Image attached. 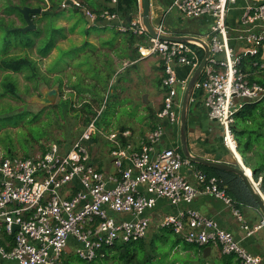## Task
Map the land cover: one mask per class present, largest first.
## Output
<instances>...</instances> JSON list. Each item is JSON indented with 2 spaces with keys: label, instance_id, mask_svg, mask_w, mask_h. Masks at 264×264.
Listing matches in <instances>:
<instances>
[{
  "label": "built area",
  "instance_id": "2783aa9c",
  "mask_svg": "<svg viewBox=\"0 0 264 264\" xmlns=\"http://www.w3.org/2000/svg\"><path fill=\"white\" fill-rule=\"evenodd\" d=\"M71 3L82 8L92 24L118 20L120 33L146 38L137 48L139 59L156 57L162 67L159 123L137 150L122 145L115 134L104 137L94 117L66 151L53 145L33 157H0V225L8 235L13 225L18 226L11 242L0 243V264H63L69 241L75 244L78 259L90 263L102 249L145 239L159 201L175 209L158 216L159 229L172 231L188 244L217 246L222 255H232L240 264H262L260 256L248 252L231 232L189 206L200 191L220 200L247 237L264 229V218L249 226L220 187V179L196 169L178 148H158L166 130L179 127L178 90L184 91L203 58L202 44L165 38L173 35L166 33L163 19L152 26L156 34L152 37L140 13L122 23L116 12L103 9L96 14ZM116 3L108 1L109 6ZM172 10L201 24V33L187 35L209 49L193 92L203 94L208 119L219 125L224 146L236 156L234 114L244 104L258 101H263L264 111V86L249 79L264 71V0H170L163 16ZM175 67L189 68L187 78H178ZM97 133L110 145L113 175L93 164L99 148L89 141ZM184 168L192 171L197 186L186 180ZM253 185L264 203V190L255 181Z\"/></svg>",
  "mask_w": 264,
  "mask_h": 264
},
{
  "label": "rangeland",
  "instance_id": "374dc122",
  "mask_svg": "<svg viewBox=\"0 0 264 264\" xmlns=\"http://www.w3.org/2000/svg\"><path fill=\"white\" fill-rule=\"evenodd\" d=\"M6 0H0V17L4 18L5 21L12 20L15 26L21 27L22 23L19 21L16 15H5L2 10V6ZM57 1V0H53ZM65 1V0H64ZM64 1L60 6H63ZM79 3H85L84 0H74ZM97 5L103 4L106 0H93ZM13 4L18 3L17 0H11ZM46 5L49 6L48 1L45 0ZM43 5V4H41ZM140 10H142L140 0ZM60 7L55 9L57 12L56 18H50L48 22L54 24V26L65 28V39L57 40V47L51 51L50 55L43 60H39L38 64L41 73L45 76V82H41L36 88H34L33 82H26L21 76H17L18 82V95L19 99L0 98V112L4 113L6 109H10L9 115L10 120H18L16 124H4V121H0V157H33L41 154V148L47 149L49 146L55 145L61 151L68 150L72 144L80 137L85 129L83 123V117L79 116L74 111H69V101L66 104H61V101L71 99L72 107L78 109L77 98L71 97V89L67 87L59 88L58 79L66 81L65 75L67 72H61V69L68 68V63L63 50L75 48L83 44L82 42L86 39L87 41L98 43L101 41H111L115 46L118 41L121 40L122 45L125 42L124 34L120 33L116 27L105 26L102 27L99 21H96L93 26H87L84 17L77 8L66 6L59 10ZM166 8V7H165ZM166 23L168 27L171 24L175 27H181L183 31H187L189 26L197 24L195 21H187L183 16L172 10L167 15ZM199 23V22H198ZM41 25V24H40ZM69 28H74L73 32H68ZM203 30L199 31L201 33ZM63 34V29L59 30V34ZM105 37H100V35ZM104 38V39H103ZM74 49V50H75ZM119 52H123V49L118 48ZM75 52V51H74ZM115 52V51H114ZM33 58H37L34 54ZM87 73L93 72L92 63L86 65ZM144 72L141 69L132 71L129 67L121 71L118 76L112 77V90L114 95L119 93V101L121 98L130 99L132 103L143 105L144 92ZM56 82V83H53ZM109 91L103 96V104L99 111H96L95 126L100 130L104 123H110L111 116L114 109L113 101H116L111 95H108ZM193 93V92H192ZM98 94V93H97ZM110 94V93H109ZM75 95V94H74ZM201 95V94H200ZM192 98V97H191ZM193 106V105H191ZM22 112L27 114L20 118L18 115ZM39 115L40 117L36 120H31L33 115ZM21 115V114H20ZM125 117L118 123L124 124ZM120 125V126H121ZM216 138L221 145L223 152L227 153L224 149L223 143H221L218 129ZM221 135V134H220ZM223 142V141H222ZM92 147H99L98 157L95 159L93 164L98 166L101 163L107 164L111 160L107 153V145L104 142L103 136L97 133L89 141ZM42 145V146H41ZM232 158V164H235V159L228 153ZM113 168V166H112ZM114 169V168H113ZM158 216L154 217L148 233L145 239L127 244L131 258L120 259L116 254V250L108 252L105 256L104 253L100 252L94 261L87 263L80 259L75 254L76 247L74 243L69 244V249L72 254L71 256L65 253L64 256L69 255L70 264H196L198 259H192L188 253L180 255L179 251L187 250L190 253H197L198 248L195 245L188 244L184 240L178 238L173 233H166V230H158ZM173 248L175 250L173 251ZM176 249H178L176 251ZM215 251L213 250V255ZM127 261V262H126ZM215 261V260H214ZM199 262V261H198ZM200 264H204L203 261Z\"/></svg>",
  "mask_w": 264,
  "mask_h": 264
},
{
  "label": "trees",
  "instance_id": "16d2710c",
  "mask_svg": "<svg viewBox=\"0 0 264 264\" xmlns=\"http://www.w3.org/2000/svg\"><path fill=\"white\" fill-rule=\"evenodd\" d=\"M17 1L18 3L13 4L11 0H6L2 6V10L7 16L12 14L16 15L22 23L21 27L15 26L10 19L5 21L4 18L0 17V98L15 100L19 99L16 77L21 76L26 82H33L34 88L41 82H45L46 78L40 71L38 61L46 59L50 55L51 51L57 47L56 43L58 39H65V28L61 27L63 29V34H59L61 28L48 22L50 18H56L57 12H55V9L62 4L63 0H47L49 6L46 5L47 3L45 0ZM84 1V5L96 14H99L103 9L116 12L122 23H127L130 18L135 16L140 7V0L139 3L138 0H117L116 6L113 8L108 4H103L98 5L100 7L102 6V9L97 10L95 1ZM106 1L108 2L109 0ZM80 4L83 5V3ZM23 7L38 8L41 10L40 13L29 14L34 28L26 32L20 30V28L26 26L22 15L18 11V9ZM73 30L74 28H69L68 32L71 33ZM122 34L125 36V42L123 44L130 46L132 54H138L137 48L139 45L145 44L146 38L129 32ZM116 41L118 42L114 44H117V47L116 45L113 46L111 41L100 42L101 48L105 49L106 53L94 47L89 42H83V44L77 46L76 49L70 48L63 50L65 59L72 63L67 64L70 71H66V69L63 68L61 69V72H67L65 75V83L62 78L58 79L56 82H58L59 88L67 87L71 89V93L73 94L71 97L78 99V109L72 107L71 99L61 101V104H66V102L69 101V111H74L79 116H82L85 126L96 116V111H99L102 107L103 96L108 91L110 93H108V95H111L113 98L115 97L114 93L111 91V87H109V82L114 72V65L111 60H109L108 51L111 52L116 50V53L119 54L118 48L121 47L122 43L119 39L113 42ZM34 54L37 55V58H33ZM90 63H92L93 72L89 74L86 71V65H90ZM249 79L264 86V71H258L256 74L250 75ZM199 95L200 91H194L192 94L193 100L197 99ZM114 102L115 101H113V104L115 105ZM6 110L7 111L4 113L0 112V121H4L3 125L16 124L18 120H10L8 112L10 109ZM20 114L14 116L23 118L27 113L22 112ZM39 117V115L35 114L29 121L36 120ZM108 124L109 123H104L105 129H108ZM231 131L236 143V152L241 157L243 164L253 172V180L255 182L260 180L259 186L264 190L263 101L244 104L243 107L234 114ZM45 150L46 149L42 147L41 154H43ZM178 151L181 153L180 148H178ZM24 158H28V156ZM193 166L208 176H214L220 179V187L225 190L226 195L233 201L237 208L249 205L257 209L256 202L237 175L198 164H193ZM167 232L173 233L170 230ZM11 239V235H6L3 231L0 232V243L4 244L3 241H11ZM113 249L116 250V254L120 259L132 257L129 253L130 251L127 244L115 246ZM101 252L107 256L109 249H102ZM226 257V259L230 260L234 256L231 255ZM66 264L70 263L67 262Z\"/></svg>",
  "mask_w": 264,
  "mask_h": 264
},
{
  "label": "crops",
  "instance_id": "0c3cea01",
  "mask_svg": "<svg viewBox=\"0 0 264 264\" xmlns=\"http://www.w3.org/2000/svg\"><path fill=\"white\" fill-rule=\"evenodd\" d=\"M72 1L74 0H65L63 4L67 3L66 6H70L74 8L75 6L69 5V3L71 4ZM169 3L170 0H149L151 26L154 27L155 25L158 24L160 20L163 19L162 20L163 26L165 28L166 33L168 35H173V36L197 35L199 31L202 30L200 22L199 23L197 22L196 26L190 25L187 31H183L181 27H177V26L174 27L172 24L170 27H168V24L166 23L168 14L166 16L163 15ZM103 4H108V2L104 1ZM103 4H98V5H103ZM83 6L87 8V6H85L84 4ZM101 7L98 6L99 9H102ZM110 7L113 8L114 6H110ZM77 9H79L78 11L81 12V15L85 19L86 17L83 13L82 8H77ZM139 13L141 15L140 9H138L137 14L130 19L135 18ZM85 22L87 26H89V24L91 23L87 21ZM93 24L91 23V26H93ZM102 36L105 37V35L101 34L100 37ZM83 42H89L94 47L106 53V50L101 48V43L99 41L98 43L96 42L94 43L91 41H87L85 39ZM117 46L118 45L116 44V47ZM120 48L124 50L123 52H119V54L116 53V50L115 52L108 51L109 60H111V62L114 65V72L112 74V77L118 76L119 73L125 70V68L127 67H129L132 71H136L137 69L143 70L144 78L143 77L142 78L144 80V92H145V96L142 95L143 105L132 103L130 99L127 100L126 98H121L122 100L119 101V96L122 94V92H120L121 90L119 91L120 88H118V92L114 97L116 101L114 102L115 105L110 123L108 124V129H105V126L103 124L100 130L99 129L98 130L104 133V137L106 134H115L117 140H119V142L122 145L128 144L132 147V149L137 150L139 149L141 145V141L144 139L145 135L153 128H155L159 123L157 114L161 108L162 97L164 93L161 85L162 67L159 59H157L156 57L139 59V54L137 53L132 54L129 45L125 44L124 48L123 45H121ZM189 71L190 70L187 67H175V73L177 77L180 79L187 78V76L189 75ZM254 74L256 73H253V75ZM112 77L109 82V87L110 86L112 87V83H111ZM111 91L113 92L112 88ZM119 93L121 94L118 95ZM182 93L183 92L181 90H178V98L180 99V102H181ZM200 94L201 95H199V97L195 100H193V98H190L187 109L186 142L189 153L193 156L200 157L206 160L225 163V164H232V158L228 155L229 153L235 159L236 161L235 163H237L238 161L242 162L241 157L237 152H236V156H234L225 146L223 148L226 149L227 153L223 152V149L219 144V142L217 141L218 139L216 138L217 135L216 130L218 129L219 136H221L220 137L221 143H223L220 127L215 121L208 119L207 109L203 101V94L201 92ZM124 117H125L124 124H126V126L118 123V118L121 121ZM104 142L107 145L106 149H108L110 145L105 139ZM179 146H180L179 127L168 128L166 130V133L162 137V140L158 145V148L159 149L165 147L179 148ZM97 167L100 168L104 173H107L108 175L115 174V169L112 168L111 160L109 161L108 165L100 162V164ZM245 168L247 167L245 166ZM247 169L251 172L249 168ZM182 173L185 175L186 180L189 183L197 186L194 175L190 169L184 168L182 169ZM259 181L260 180H257L258 184ZM189 207L194 208L204 216L213 219L219 224L220 227L231 232L235 236V238L240 241L241 245L248 252L260 256V258L262 259V264H264V229H260L251 236L247 237L244 231L241 229V224L236 220V218L232 216L229 208L226 207L223 204V202H221L220 200H217L212 196L205 194L201 191L199 192V195L195 198V200L190 204ZM238 210L242 214L244 221L249 226H254L258 224L259 221L263 218L258 209H255L254 207L249 205L240 207L238 208ZM174 211H175L174 207L167 205L164 201H159L157 203L156 210L154 211V216L160 217L163 214L173 213ZM161 230L162 229H160L159 231ZM2 231L3 229L2 226L0 225V232ZM167 231L168 230H166V233L169 234ZM3 242L7 243L11 241L5 240ZM72 242L73 241H69L68 245L72 244ZM196 247L198 248L197 253H190L187 250H181L179 251V253L180 255H184L186 252L190 255L192 259H198L199 262L197 261L196 264H200L201 261H203L204 264H239V262H237V259L235 257H232L230 260L226 259L227 257L221 254L220 249L217 246L208 245L204 247H199V246ZM206 248H208V251L206 250L205 252ZM114 250L115 249H109V252ZM174 250L175 248H173V251ZM177 250L178 249H176V251ZM213 250L215 251L214 252L215 255H213ZM66 252L70 256L72 254V252L66 248L62 256L63 264H66L67 262L70 263L69 255H67V257L64 256ZM204 254L206 255L205 257L203 256ZM4 264H15V263L10 261H5ZM172 264H176V262Z\"/></svg>",
  "mask_w": 264,
  "mask_h": 264
},
{
  "label": "water",
  "instance_id": "95a60500",
  "mask_svg": "<svg viewBox=\"0 0 264 264\" xmlns=\"http://www.w3.org/2000/svg\"><path fill=\"white\" fill-rule=\"evenodd\" d=\"M64 5L66 6L67 3ZM64 5L59 6L60 7L59 10L64 8L65 7ZM69 5H72V3L71 4L69 3ZM141 5H142V10H141L142 24L146 28L147 33L150 36L154 37V36H156V34H155V32L151 26V23H150L149 0H141ZM18 11L22 15V18H23L24 22L26 23V26L24 28H20V30L22 32L32 30L34 28V25L30 19L29 14L30 13H40L41 10L38 8L23 7V8L18 9ZM85 21L90 23L88 18H85ZM118 24H119L118 20L103 21L101 23V26L102 27H105V26L117 27ZM89 26H91V23L89 24ZM165 38L175 40V41H190L191 40V41H195V42H200L202 44L203 50H204L203 58L201 59L199 65L197 66V68L194 70L191 77L189 78V80L186 84V87H185V89L181 95L180 111H179V144H180L179 148L181 150L182 155L193 164L202 165V166L209 167V168L219 170V171L230 172V173L237 175L242 180L245 187L249 191L250 195L252 196V198L256 202L257 209L259 210L260 214L264 218V203H263L261 197L259 196L255 186L253 185V179L251 177L253 172L252 171L248 172L241 161H238L235 164H225V163L210 161V160H206V159H203L200 157H196V156H193L189 153L188 148H187V142H186L187 109H188V105H189L191 95L193 94L192 92H193L194 84L199 79L200 74H201V72H202V70L206 64L207 58L209 56V49L205 43H203L202 41H200L196 37H190L187 35H177V36H165ZM17 229H18V226L13 225L11 235H13ZM206 250L208 251V248L205 249V252H206ZM205 252H203V253H205ZM203 256L205 257L206 255L204 254Z\"/></svg>",
  "mask_w": 264,
  "mask_h": 264
},
{
  "label": "bare ground",
  "instance_id": "6f19581e",
  "mask_svg": "<svg viewBox=\"0 0 264 264\" xmlns=\"http://www.w3.org/2000/svg\"><path fill=\"white\" fill-rule=\"evenodd\" d=\"M247 169V168H246ZM247 171L249 172V170L247 169Z\"/></svg>",
  "mask_w": 264,
  "mask_h": 264
}]
</instances>
